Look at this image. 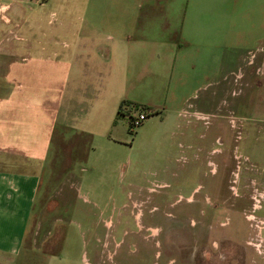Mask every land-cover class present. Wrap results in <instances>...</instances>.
Masks as SVG:
<instances>
[{
  "label": "rangeland",
  "instance_id": "374dc122",
  "mask_svg": "<svg viewBox=\"0 0 264 264\" xmlns=\"http://www.w3.org/2000/svg\"><path fill=\"white\" fill-rule=\"evenodd\" d=\"M110 1L0 0V94L16 87L7 66L26 54L24 22L39 57L42 34H89L93 20L113 33L104 21L126 15ZM183 19L163 4L143 28L180 34ZM204 37L217 47L205 46L204 67L189 71L200 75L184 89L190 106L169 77L145 80L126 86L114 144L77 150L54 126L45 158L30 167L40 181L21 242L0 264H264V34ZM24 81L39 88L32 75ZM136 108L149 115L133 131Z\"/></svg>",
  "mask_w": 264,
  "mask_h": 264
},
{
  "label": "crops",
  "instance_id": "0c3cea01",
  "mask_svg": "<svg viewBox=\"0 0 264 264\" xmlns=\"http://www.w3.org/2000/svg\"><path fill=\"white\" fill-rule=\"evenodd\" d=\"M117 3L126 17L118 24L104 21L105 27L113 26V33L101 34L93 20L89 34H42L37 44L39 57L33 56V23L21 26L25 34L31 33L22 48L26 54L22 61L13 59L7 66L9 83L15 82L16 87L11 85L7 95L0 94V252H9L21 242L40 181L37 169L30 167L45 158L55 125L57 136L66 134L71 148L110 146L117 140L113 121L119 111L127 112L128 84L138 87L145 80L153 83L169 77L172 87L180 88L184 106H190L184 89L198 82L200 75L189 71L204 67L205 46L217 47L204 34H264V0L109 2L110 6ZM163 4L183 9L181 26L173 28H180V34L144 31L147 20ZM1 7L7 9L8 4L0 3ZM144 7L153 10L146 18ZM166 19L167 27H172L171 17ZM52 44L57 46L55 57L44 56ZM30 75L40 89L24 81Z\"/></svg>",
  "mask_w": 264,
  "mask_h": 264
},
{
  "label": "built area",
  "instance_id": "2783aa9c",
  "mask_svg": "<svg viewBox=\"0 0 264 264\" xmlns=\"http://www.w3.org/2000/svg\"><path fill=\"white\" fill-rule=\"evenodd\" d=\"M42 1L43 0H36V2H39V3H41ZM127 108H128V105L125 108L126 111L128 110ZM136 109H137V112L130 117V128L133 131L136 130L138 127H140L149 115V111H145L142 109L140 110L138 108Z\"/></svg>",
  "mask_w": 264,
  "mask_h": 264
},
{
  "label": "trees",
  "instance_id": "16d2710c",
  "mask_svg": "<svg viewBox=\"0 0 264 264\" xmlns=\"http://www.w3.org/2000/svg\"><path fill=\"white\" fill-rule=\"evenodd\" d=\"M126 103L125 102H123V105H125ZM150 112L153 114V113H156V112H158V111H155V110H150ZM121 113H120V111H119V115H120Z\"/></svg>",
  "mask_w": 264,
  "mask_h": 264
}]
</instances>
